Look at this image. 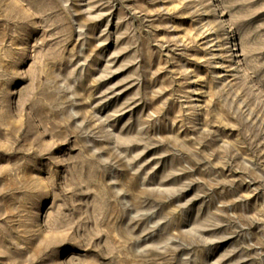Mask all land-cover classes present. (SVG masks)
<instances>
[{
  "label": "rangeland",
  "instance_id": "obj_1",
  "mask_svg": "<svg viewBox=\"0 0 264 264\" xmlns=\"http://www.w3.org/2000/svg\"><path fill=\"white\" fill-rule=\"evenodd\" d=\"M0 264H264V0H0Z\"/></svg>",
  "mask_w": 264,
  "mask_h": 264
}]
</instances>
